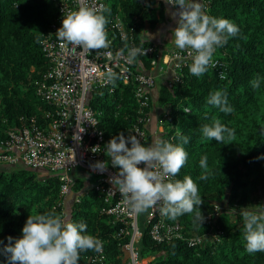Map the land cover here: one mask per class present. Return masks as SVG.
<instances>
[{"label": "trees", "instance_id": "trees-1", "mask_svg": "<svg viewBox=\"0 0 264 264\" xmlns=\"http://www.w3.org/2000/svg\"><path fill=\"white\" fill-rule=\"evenodd\" d=\"M163 1L110 0L109 3L106 0L103 15L108 22L118 14L127 29L133 30L138 46H151L153 43L143 40L140 33L145 20L151 19V6L161 5ZM206 2L205 11L209 15L230 19L240 31L216 48L206 73L193 75L189 71L191 60L180 71L178 81L170 80L160 88L158 98V106L166 117L159 137L177 143L178 128L190 137V142L184 145L188 159L177 177L183 179L189 175L197 183L204 201L201 211L205 220L203 225H194V213L172 219L182 224L183 240L158 244L144 235L140 252L142 260L153 258L148 264H264V252L250 254L245 250L240 209L222 212L216 206L227 196V191L231 192L232 203L247 208L256 204L250 199L256 201L259 195H264V158H261L264 157V83L259 89L251 84L257 76H264V0H204L203 3ZM57 18L56 0H0V141L6 138V131L19 128L23 120L36 119L41 126L50 122L46 118L49 107L38 97L35 83L41 82V76L49 69L39 47L40 39ZM135 59L144 69L152 68V58L139 55ZM216 90L226 91L228 103L234 109L232 113H222L208 104L209 95ZM88 103L103 113L100 123L107 136L120 132L129 135L138 109L131 86L114 78L111 86L94 90ZM213 118L236 130L232 141L201 139V127ZM204 155L208 157L212 174L207 180H199L202 172L199 161ZM32 171L36 170L21 167L0 172V239L5 244L9 236L22 235L30 215L52 211L60 202L59 173L57 179L41 180ZM93 194V199L80 201L69 212V219L85 221L87 231L105 241L107 259L103 264H125L124 241L114 237L115 228L101 213L102 200L95 189ZM233 215H237L239 224L231 220ZM194 232L198 235L191 236ZM210 232L216 238L199 245L190 241ZM92 252H82L79 264H86V257ZM1 259L6 257L0 255Z\"/></svg>", "mask_w": 264, "mask_h": 264}, {"label": "built area", "instance_id": "built-area-1", "mask_svg": "<svg viewBox=\"0 0 264 264\" xmlns=\"http://www.w3.org/2000/svg\"><path fill=\"white\" fill-rule=\"evenodd\" d=\"M56 1L58 18L39 42L49 69L37 85V95L49 107L46 118L50 122L41 126L36 119L23 120L19 128L6 131V138L0 141V164L59 173L60 193L65 199L75 184L77 171L83 170L95 176L98 179L95 191L103 203L101 213L115 228L114 237L124 241L127 264H141L140 241L144 235L158 244L183 240V226L178 220L161 215L160 204L139 214L130 210L109 179L118 173V167L111 164L110 157L105 152V145L113 136H107L100 123L102 113L94 110L88 101L94 90L112 85L114 79L108 80L109 73L120 79L123 85L131 86L138 109L129 135H137L142 143L148 144L151 91L155 87V79L139 69L136 59L128 61L129 49L142 48L143 54L140 56L152 58V67L158 66L160 62L164 63L174 72L173 81L179 80L180 71L192 58L187 49L176 48L163 56L157 44L138 46L133 30L127 29L118 14L105 25L109 41L106 48L87 50L58 39L56 31L62 26L63 17L68 13L78 10L83 4L104 14L107 5L106 0ZM168 5L175 7L169 3ZM204 5L206 10L208 2ZM97 161L107 162V167L103 171L94 168ZM140 166L143 167V163ZM168 179H178L177 174ZM58 213L68 219L70 217L66 209ZM216 236L210 232L190 241L199 245ZM101 241L102 252L93 251L92 255L86 257V264H103L106 261V243Z\"/></svg>", "mask_w": 264, "mask_h": 264}, {"label": "clouds", "instance_id": "clouds-1", "mask_svg": "<svg viewBox=\"0 0 264 264\" xmlns=\"http://www.w3.org/2000/svg\"><path fill=\"white\" fill-rule=\"evenodd\" d=\"M167 2L178 6L173 16L177 13L179 15L178 26L173 29L171 40L177 48L188 50L192 58L189 71L195 76H201L208 71L216 48L226 44L230 37H235L240 28L226 17L209 15L203 0ZM106 23L102 13L81 4L78 10L63 17L62 26L56 35L58 39L83 49L106 48L109 43ZM141 54L142 48L132 47L127 59L133 62ZM113 79V74L109 73L108 80ZM262 83L264 76H257L251 81L255 89H259ZM207 102L222 113L230 114L234 111L228 103L226 91L212 92ZM201 133L203 141L215 139L224 143L225 140H233L236 130L220 119L213 118L211 123L201 127ZM176 137L179 138L177 143L157 136L152 143L145 144L137 135L125 136L124 132H120L113 136L105 145L111 164L118 167V173L109 178L110 183L116 186L133 213H143L160 204L161 215L169 219L194 213V225H203L205 216L201 205L204 201L197 183L189 175L183 179H168L180 172L189 155L184 145L190 142V137L179 128ZM199 165L202 172L198 179L207 180L212 174L207 155L201 157ZM93 167L103 171L107 162L97 161ZM240 215L243 218L246 252H264V207H244ZM87 229L85 221L70 220L54 210L30 215L20 237L9 236L7 244L0 239V255L6 257V260H0V264H79L82 252H102L103 249L102 241Z\"/></svg>", "mask_w": 264, "mask_h": 264}, {"label": "rangeland", "instance_id": "rangeland-1", "mask_svg": "<svg viewBox=\"0 0 264 264\" xmlns=\"http://www.w3.org/2000/svg\"><path fill=\"white\" fill-rule=\"evenodd\" d=\"M109 3H110V0H109ZM177 8L178 6H175V7L169 6L167 3V0H164L161 5H159L158 3L155 5H152L151 6V12L153 11L151 15L152 20L148 17L143 23L142 32L140 34H144L147 36L151 35V37H153L154 39V40L152 39L153 41L151 42L153 44H157L159 46V49H161L160 50L161 53L163 54L164 53L170 54L174 49L177 48L174 45L173 40H171L173 36V29L178 26V20H179L178 13L175 17L173 16V13L176 12ZM45 75L46 73L41 76V79H43ZM37 82L35 83L36 89H37V84L39 83ZM150 113H152V115H150ZM149 119H150L149 124H151L150 128H153L152 129L153 131L151 129H148V133H149V143L148 144L152 143L153 139L156 136H159L163 133L164 123L166 119L164 111H162L159 108L158 103L154 104L153 101H152L151 109L149 111ZM21 167L22 166L20 165H10V164L2 163L0 164V172H11L12 170L19 169ZM32 172L38 174L41 180H44L47 178H56V177L58 178L57 173L51 170H36ZM97 184H98V179L95 176L89 175L83 170H81V172L77 171L75 173V184L73 185V188H71L70 195L66 199L60 195L61 205L59 202L58 207L55 206L53 210L58 213L60 211L59 209H66L68 212L71 213L76 208V206L79 204L80 201L84 199L86 200L93 199V196H94L93 190L95 189V186H97ZM230 193H231L230 191H227V194H226L227 196L223 200H221L220 203H216V206L220 208L222 212L224 211L227 212L228 210H232L233 208L238 209V210L239 209L241 210L242 208H244L243 206L239 205L236 202H233V203L231 202ZM250 201L256 202V204L250 205L249 209H256V208L264 207V195L263 194L259 195L256 201L252 199H250ZM236 216L237 215L231 216V220L239 224V222L237 221V218H235ZM197 235L198 233L196 232L191 234V236H197ZM123 257H124L123 260L126 264L128 261V256L124 254ZM152 259L153 258H146L142 260L141 264H148L149 262L152 261Z\"/></svg>", "mask_w": 264, "mask_h": 264}, {"label": "crops", "instance_id": "crops-1", "mask_svg": "<svg viewBox=\"0 0 264 264\" xmlns=\"http://www.w3.org/2000/svg\"><path fill=\"white\" fill-rule=\"evenodd\" d=\"M204 2V0H203ZM142 39L146 40V41H153V37H151V35L147 36L142 34ZM153 39V40H152ZM161 50V49H160ZM163 56L167 55V53H161ZM139 69H141L143 72L147 73V74H151L154 79H155V87L153 88V90L151 91V101H153L154 104L158 103V98H159V90L162 86L166 85L170 80L173 79L174 77V72L168 68V66H166L164 63L160 62L158 66H155L153 68H145L143 64L138 63L137 64ZM152 111V110H151ZM150 115H152V113H150ZM150 125H148V129H153L150 128ZM153 131V130H152ZM157 137V136H156ZM81 172V170H79Z\"/></svg>", "mask_w": 264, "mask_h": 264}]
</instances>
